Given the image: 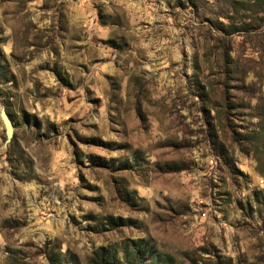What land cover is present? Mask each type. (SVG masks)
I'll use <instances>...</instances> for the list:
<instances>
[{
  "label": "rangeland",
  "instance_id": "rangeland-1",
  "mask_svg": "<svg viewBox=\"0 0 264 264\" xmlns=\"http://www.w3.org/2000/svg\"><path fill=\"white\" fill-rule=\"evenodd\" d=\"M1 110L0 264H264V0H0Z\"/></svg>",
  "mask_w": 264,
  "mask_h": 264
},
{
  "label": "water",
  "instance_id": "water-1",
  "mask_svg": "<svg viewBox=\"0 0 264 264\" xmlns=\"http://www.w3.org/2000/svg\"><path fill=\"white\" fill-rule=\"evenodd\" d=\"M0 120H1L3 128H4V133L6 136V142H8L12 137L13 130H12V124H11L7 114L4 112V110L0 111Z\"/></svg>",
  "mask_w": 264,
  "mask_h": 264
},
{
  "label": "trees",
  "instance_id": "trees-1",
  "mask_svg": "<svg viewBox=\"0 0 264 264\" xmlns=\"http://www.w3.org/2000/svg\"><path fill=\"white\" fill-rule=\"evenodd\" d=\"M138 259V256L136 255V253L132 252V255L129 256V263L130 264H137L136 260ZM140 263V262H139Z\"/></svg>",
  "mask_w": 264,
  "mask_h": 264
}]
</instances>
